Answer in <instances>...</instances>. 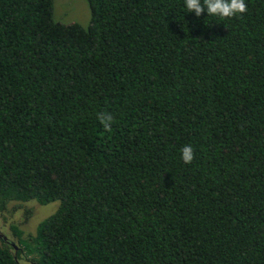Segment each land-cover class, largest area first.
<instances>
[{
	"label": "trees",
	"instance_id": "16d2710c",
	"mask_svg": "<svg viewBox=\"0 0 264 264\" xmlns=\"http://www.w3.org/2000/svg\"><path fill=\"white\" fill-rule=\"evenodd\" d=\"M86 1L0 0V210L58 200L0 264H264V0Z\"/></svg>",
	"mask_w": 264,
	"mask_h": 264
},
{
	"label": "rangeland",
	"instance_id": "374dc122",
	"mask_svg": "<svg viewBox=\"0 0 264 264\" xmlns=\"http://www.w3.org/2000/svg\"><path fill=\"white\" fill-rule=\"evenodd\" d=\"M52 2L54 19L62 22L76 21L83 26L86 25L89 17L86 0H52ZM57 203L56 199L40 204L34 200L7 203L0 210V231L13 241H16V235L12 232L11 226L18 228L23 236L33 233L36 223L51 213Z\"/></svg>",
	"mask_w": 264,
	"mask_h": 264
},
{
	"label": "clouds",
	"instance_id": "9594fccd",
	"mask_svg": "<svg viewBox=\"0 0 264 264\" xmlns=\"http://www.w3.org/2000/svg\"><path fill=\"white\" fill-rule=\"evenodd\" d=\"M188 12H194L197 17L207 10V14L211 16H218L222 18H230L236 14L245 13L247 5L245 0H184ZM98 119L106 131H110L112 115L110 113H98ZM181 158L189 164L194 159V152L192 146L188 145L182 148Z\"/></svg>",
	"mask_w": 264,
	"mask_h": 264
},
{
	"label": "flooded vegetation",
	"instance_id": "af4514ba",
	"mask_svg": "<svg viewBox=\"0 0 264 264\" xmlns=\"http://www.w3.org/2000/svg\"><path fill=\"white\" fill-rule=\"evenodd\" d=\"M0 236H1V239H2L3 241H6V242L9 243L11 246H12L11 242H13L15 246H12V249H13V250H16V248H17L16 241L11 240V239H10L9 237H7L6 234H5L4 232H2V231H0Z\"/></svg>",
	"mask_w": 264,
	"mask_h": 264
},
{
	"label": "water",
	"instance_id": "95a60500",
	"mask_svg": "<svg viewBox=\"0 0 264 264\" xmlns=\"http://www.w3.org/2000/svg\"><path fill=\"white\" fill-rule=\"evenodd\" d=\"M12 246H15L13 242H11Z\"/></svg>",
	"mask_w": 264,
	"mask_h": 264
}]
</instances>
